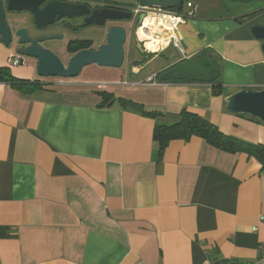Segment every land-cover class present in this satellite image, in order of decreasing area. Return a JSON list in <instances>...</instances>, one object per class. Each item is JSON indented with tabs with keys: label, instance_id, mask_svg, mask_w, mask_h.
Masks as SVG:
<instances>
[{
	"label": "crops",
	"instance_id": "1",
	"mask_svg": "<svg viewBox=\"0 0 264 264\" xmlns=\"http://www.w3.org/2000/svg\"><path fill=\"white\" fill-rule=\"evenodd\" d=\"M203 3L178 28L184 56L173 47L134 56L135 48L127 59L124 47L120 68L86 66L64 85L38 77L34 59L9 68L14 48L0 44V68L16 80L47 83L27 91L0 81V264H241L259 257V163L199 137L171 141L160 153L155 120L120 103L164 120L194 113L227 136L264 146V124L228 114L223 100L264 89L262 43L251 34L264 25V3L229 15L213 0ZM21 16L9 20L13 29L25 26ZM198 59L205 60L200 68L188 66ZM218 75L222 96L206 82Z\"/></svg>",
	"mask_w": 264,
	"mask_h": 264
},
{
	"label": "water",
	"instance_id": "2",
	"mask_svg": "<svg viewBox=\"0 0 264 264\" xmlns=\"http://www.w3.org/2000/svg\"><path fill=\"white\" fill-rule=\"evenodd\" d=\"M182 2L183 0H139L142 7L175 12H180ZM8 13L28 14L32 18V28L42 32L55 27L61 20L84 18L83 27L90 25L102 27L108 22L131 20L132 14L124 9L108 6L91 11L87 4L65 0H0V44L7 49L14 48L16 55L34 59L37 63L38 77L71 79L78 77L86 66L118 69L123 64L127 30L122 27H109L105 34L104 45H99L96 50H81L71 56L64 65L50 49L43 46L46 41L62 39V35L53 33L32 38L28 27L13 29L10 26L7 20ZM142 20L143 15L136 20L134 29L140 26ZM251 34L255 40L262 43L261 50L264 56V25L253 26ZM136 43L138 45L136 49L143 51L141 44L138 41ZM223 100L228 114L247 116L264 124V89L238 90L224 97Z\"/></svg>",
	"mask_w": 264,
	"mask_h": 264
},
{
	"label": "trees",
	"instance_id": "3",
	"mask_svg": "<svg viewBox=\"0 0 264 264\" xmlns=\"http://www.w3.org/2000/svg\"><path fill=\"white\" fill-rule=\"evenodd\" d=\"M264 3V0H260ZM91 43L88 41H82L78 44H71L67 48L74 51V53L86 50ZM163 78L170 79L168 74H162ZM179 78L172 79L174 82ZM183 82L187 79H180ZM0 81L8 83L10 85H21V87L27 91H32L37 88H43L47 83L35 80H16L9 73L7 68H0ZM213 89L214 96L223 95V84L221 77L215 76L208 81ZM121 105L125 108H131L135 111L142 112L144 115L155 120V126L153 128V141L157 144L160 153L167 147V145L174 140H189L191 137H199L203 139L208 145L215 147L221 151L227 153H245L249 157H252L259 163L261 169L264 171V146L254 145L231 136L223 134L216 125L208 120L201 118L200 116L187 111H181L179 114L167 116L166 120L163 119L161 113L158 112H143L137 105L127 101H121ZM241 116V115H240Z\"/></svg>",
	"mask_w": 264,
	"mask_h": 264
},
{
	"label": "built area",
	"instance_id": "4",
	"mask_svg": "<svg viewBox=\"0 0 264 264\" xmlns=\"http://www.w3.org/2000/svg\"><path fill=\"white\" fill-rule=\"evenodd\" d=\"M119 8L130 12L135 21L139 16L143 15V20L140 26H138L136 29H133V36L135 40L143 46L145 51L150 53H158L171 46L176 49L179 54L184 56V49L182 47L181 38L179 37L178 28L187 19H192L196 16L198 6L194 2H192L191 0H186L185 2H183L180 12H175L174 10H162L142 7L139 3L134 6ZM184 9H186L185 12ZM144 20L148 21L144 22ZM139 30L143 33H146V35H149V37L140 38L138 35ZM163 39L167 40V43L165 45H162ZM154 40L158 51H148L145 47L146 43ZM23 59L24 58L22 56L15 54L7 59L6 64L9 68L19 67L23 64ZM52 79L57 85H64L69 82L68 79L63 78ZM258 222L264 225V216H260ZM252 230L255 231L256 227H253ZM224 264L237 263L226 262ZM241 264H264V243L260 246V255L255 261Z\"/></svg>",
	"mask_w": 264,
	"mask_h": 264
},
{
	"label": "rangeland",
	"instance_id": "5",
	"mask_svg": "<svg viewBox=\"0 0 264 264\" xmlns=\"http://www.w3.org/2000/svg\"><path fill=\"white\" fill-rule=\"evenodd\" d=\"M99 2H103L104 4L111 5V6H116V7H127V6H134L138 3V0H96ZM195 2L196 5L199 6V9L201 5H204L203 0H192ZM207 1V0H204ZM218 6V9L221 11L222 14H240L246 10H249L251 7L252 8H258L259 6H262L263 2L260 0H248L245 2H231V1H225V0H213ZM186 9H184V12ZM26 22H29V16L27 14L23 13L21 16ZM126 23L125 30H127V42H126V56L127 59L131 56L132 49H135L138 47L136 40L133 36V29L135 28L136 21L135 19H131L128 21H124ZM30 24V22H29ZM131 24L130 29L128 26ZM125 25V24H122ZM56 31L58 34L62 35L63 38L59 40H50L45 42V47H51L54 50L52 51L63 63L64 65L67 64V60L69 57L73 56L75 53L72 50H68V42H72L71 44H78L79 42L82 41H88L91 44H93V47H96L97 45H100L101 42H103V38L105 37V33H103V29L98 27V29L94 27H87L81 31L76 32L74 35L71 32H64L58 29V27H50L47 31L46 34H50L49 32ZM70 44V43H69ZM70 44V45H71ZM90 44V45H91ZM140 47L144 50L143 46L140 45ZM50 49V48H49ZM166 53L173 52V48L170 46L166 49ZM146 52V51H145ZM136 53L140 55V51L137 50V52H133V55L135 56ZM64 54V55H63ZM180 55V54H179ZM125 56V52H124ZM24 61V59H23ZM159 60H156L154 64L158 63ZM205 60H196L188 64V66H198L199 68L202 66L201 64H204ZM154 64H151L150 67H154ZM84 69V68H83ZM215 69V75L217 74L216 67ZM180 74H183L182 72ZM198 75V74H195ZM182 76V75H180ZM201 75H199L200 77Z\"/></svg>",
	"mask_w": 264,
	"mask_h": 264
},
{
	"label": "flooded vegetation",
	"instance_id": "6",
	"mask_svg": "<svg viewBox=\"0 0 264 264\" xmlns=\"http://www.w3.org/2000/svg\"><path fill=\"white\" fill-rule=\"evenodd\" d=\"M186 0H183V2H185ZM75 2L77 3H82V4H87L88 5V8L93 11L94 9H103V8H106L108 6L110 7H114V8H117L116 6H111V5H107V4H104L103 2H99V1H96V0H75ZM182 2V3H183ZM20 15H16V14H12V13H8L7 14V20L9 21L11 18L13 17H18ZM27 16H29L27 14ZM29 22H26L27 19H25V26L24 27H28V30H29V35L32 37V38H36L38 36H42V35H46V31H35L33 28H32V18L31 16H29ZM83 19H73V20H61L59 21L58 23H56V26L55 27H61L58 28L59 30L61 31H64V32H71L73 33L74 35L76 34V32L79 33V31L87 28V27H83ZM10 23V22H9ZM122 24H126L124 21H119V22H108L106 23L104 26L100 27L101 29H103V33L106 34L107 30L109 29V27L111 26H118V27H122L125 29V27L122 26ZM88 27H94L96 29H98L99 26H95V25H90ZM131 27V24L128 26V28L130 29ZM50 34H58L56 31H53V32H49ZM105 36V35H104ZM72 43V42H68L67 46L69 47V45ZM105 44V37L103 38V42L100 43V45H104ZM43 46L45 47V43L43 44ZM99 45H97L96 47H93V44L91 45V47H89L88 49H92V50H96L97 47ZM47 48V47H45ZM49 49V48H48ZM86 49V50H88ZM51 50V49H50ZM52 51V50H51ZM79 52V51H78ZM77 53V52H76ZM16 54V53H15ZM70 58V57H69ZM68 58V59H69ZM68 61V60H67ZM62 62V61H61ZM63 63V62H62ZM64 64V63H63ZM52 79V78H50ZM69 80V79H68Z\"/></svg>",
	"mask_w": 264,
	"mask_h": 264
},
{
	"label": "bare ground",
	"instance_id": "7",
	"mask_svg": "<svg viewBox=\"0 0 264 264\" xmlns=\"http://www.w3.org/2000/svg\"><path fill=\"white\" fill-rule=\"evenodd\" d=\"M146 21H148V20H144V22H146ZM158 22H161V21H158ZM147 25V24H146ZM144 34V35H143ZM138 35H139V37L140 38H143V37H149V35H146V33H143L142 31H138ZM162 45H165L166 43H167V40L166 39H163L162 40ZM145 47H146V49L148 50V51H152V52H156V51H158L157 50V46H156V44H155V40L154 41H151V42H147L146 43V45H145Z\"/></svg>",
	"mask_w": 264,
	"mask_h": 264
}]
</instances>
